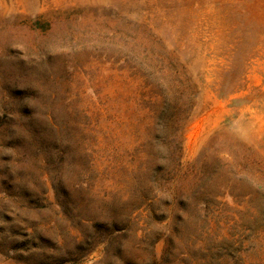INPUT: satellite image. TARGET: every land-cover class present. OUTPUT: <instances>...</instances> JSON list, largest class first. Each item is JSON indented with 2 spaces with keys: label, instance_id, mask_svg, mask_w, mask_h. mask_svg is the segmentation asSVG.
<instances>
[{
  "label": "rangeland",
  "instance_id": "1",
  "mask_svg": "<svg viewBox=\"0 0 264 264\" xmlns=\"http://www.w3.org/2000/svg\"><path fill=\"white\" fill-rule=\"evenodd\" d=\"M245 158L264 173V0H0V264H264Z\"/></svg>",
  "mask_w": 264,
  "mask_h": 264
},
{
  "label": "trees",
  "instance_id": "2",
  "mask_svg": "<svg viewBox=\"0 0 264 264\" xmlns=\"http://www.w3.org/2000/svg\"><path fill=\"white\" fill-rule=\"evenodd\" d=\"M135 52V50H133ZM136 53V52H135ZM145 53V51L142 49V51H139V53H136L137 58H139V62L142 61V55ZM145 55V54H144ZM157 61L160 63V67L157 69L160 71L162 77L165 75H169V77H178V71L175 69L172 64L174 63V60L171 56V53L168 52V54H158L157 55ZM173 88L172 82L169 86V91ZM162 96V101L165 104L164 110L167 112V117L164 121V124L169 125L170 127H175L177 124V107L175 110V105H171L169 103L167 95L164 93ZM163 142L166 145V152L163 155H160V159L162 160V163L158 165L155 169V176L158 177L157 186L160 187L165 186L166 180L169 178L170 180L173 179L172 177L174 170L179 165L178 157L176 156V151L170 148V145L176 144V133L174 131V128L172 131L167 133L163 139ZM221 169L220 165H217L213 172H218ZM237 171L242 174H248L250 179L255 180H261L263 178V165L262 162L259 160H248L245 158L244 160H241L237 165ZM204 172L198 171L193 175L192 179V185L199 186V183L201 182V179L203 177ZM249 195H253L257 199H263V206L258 207L256 212H258V215L261 214V219L264 221V185L257 184L252 192L247 193Z\"/></svg>",
  "mask_w": 264,
  "mask_h": 264
}]
</instances>
